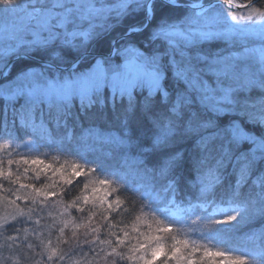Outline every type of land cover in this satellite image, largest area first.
Returning a JSON list of instances; mask_svg holds the SVG:
<instances>
[{
    "label": "snow or ice",
    "instance_id": "obj_1",
    "mask_svg": "<svg viewBox=\"0 0 264 264\" xmlns=\"http://www.w3.org/2000/svg\"><path fill=\"white\" fill-rule=\"evenodd\" d=\"M0 208V264H264V4L0 0Z\"/></svg>",
    "mask_w": 264,
    "mask_h": 264
},
{
    "label": "trees",
    "instance_id": "obj_2",
    "mask_svg": "<svg viewBox=\"0 0 264 264\" xmlns=\"http://www.w3.org/2000/svg\"><path fill=\"white\" fill-rule=\"evenodd\" d=\"M240 2H244V0H240ZM259 2L264 4V0H259ZM20 136L22 139H28L29 138V137L25 136L23 132L20 133ZM18 142H20V141H18ZM41 151L43 152V151H49V150L42 148ZM57 155H59V154L56 151H49V157L48 158L51 159L52 157H55ZM69 159H70V157H68V156L60 155L61 162H63L64 160H69ZM113 163L115 164L116 161H113ZM66 199H69V198H66ZM1 210L2 209L0 208V211ZM74 215H75V213H74ZM193 219H194V217H193ZM55 235H56V233L54 232L52 236L55 237ZM54 241H55V239H54Z\"/></svg>",
    "mask_w": 264,
    "mask_h": 264
},
{
    "label": "rangeland",
    "instance_id": "obj_3",
    "mask_svg": "<svg viewBox=\"0 0 264 264\" xmlns=\"http://www.w3.org/2000/svg\"><path fill=\"white\" fill-rule=\"evenodd\" d=\"M1 209H2V208H1ZM1 211H3V209H2ZM52 239H53V241H54L55 237L52 236ZM7 254H8V253L5 252V255H7Z\"/></svg>",
    "mask_w": 264,
    "mask_h": 264
}]
</instances>
